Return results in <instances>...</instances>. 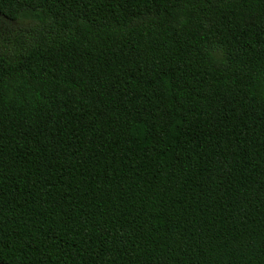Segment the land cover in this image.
<instances>
[{
    "label": "trees",
    "instance_id": "obj_1",
    "mask_svg": "<svg viewBox=\"0 0 264 264\" xmlns=\"http://www.w3.org/2000/svg\"><path fill=\"white\" fill-rule=\"evenodd\" d=\"M0 14V264H264V0Z\"/></svg>",
    "mask_w": 264,
    "mask_h": 264
},
{
    "label": "rangeland",
    "instance_id": "obj_2",
    "mask_svg": "<svg viewBox=\"0 0 264 264\" xmlns=\"http://www.w3.org/2000/svg\"><path fill=\"white\" fill-rule=\"evenodd\" d=\"M36 21L9 20L0 14V54H12L19 42H24L37 27Z\"/></svg>",
    "mask_w": 264,
    "mask_h": 264
}]
</instances>
